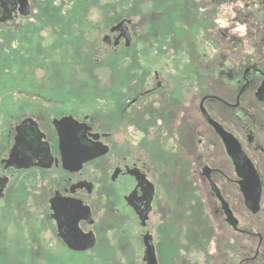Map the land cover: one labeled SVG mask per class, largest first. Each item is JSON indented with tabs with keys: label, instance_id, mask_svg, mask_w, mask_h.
Here are the masks:
<instances>
[{
	"label": "flooded vegetation",
	"instance_id": "af4514ba",
	"mask_svg": "<svg viewBox=\"0 0 264 264\" xmlns=\"http://www.w3.org/2000/svg\"><path fill=\"white\" fill-rule=\"evenodd\" d=\"M0 264H264V0H0Z\"/></svg>",
	"mask_w": 264,
	"mask_h": 264
},
{
	"label": "rangeland",
	"instance_id": "374dc122",
	"mask_svg": "<svg viewBox=\"0 0 264 264\" xmlns=\"http://www.w3.org/2000/svg\"><path fill=\"white\" fill-rule=\"evenodd\" d=\"M89 12L92 14V13H96V12H98V10L96 9V7L94 6V5H90V8H89ZM96 32V31H95ZM94 72H95V74H97V75H100V70H98V68H96V69H94ZM95 109H97L98 108V100L97 99H95ZM155 216V215H154ZM156 220L154 219V222H155ZM185 222L186 223V225L183 223V222ZM180 220V221H176L175 222V231H177V239H178V241H180L181 243L183 242H185V241H183V238L184 237H181V236H184V233L187 235L188 234V229H192V230H194V227L193 226H188L189 225V223L187 222V221H185V220ZM185 244H187L189 247L190 246H192V244H190L189 242L187 243H185Z\"/></svg>",
	"mask_w": 264,
	"mask_h": 264
},
{
	"label": "water",
	"instance_id": "95a60500",
	"mask_svg": "<svg viewBox=\"0 0 264 264\" xmlns=\"http://www.w3.org/2000/svg\"><path fill=\"white\" fill-rule=\"evenodd\" d=\"M145 246H146L145 255L150 256V258H149L150 261L154 260L153 256H155V255H154V251H153V246H152L149 239L145 240Z\"/></svg>",
	"mask_w": 264,
	"mask_h": 264
}]
</instances>
